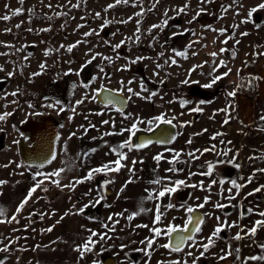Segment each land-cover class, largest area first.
I'll return each mask as SVG.
<instances>
[{
  "label": "rangeland",
  "instance_id": "374dc122",
  "mask_svg": "<svg viewBox=\"0 0 264 264\" xmlns=\"http://www.w3.org/2000/svg\"><path fill=\"white\" fill-rule=\"evenodd\" d=\"M261 2L262 0H239L238 4L232 5L225 13L222 6L231 5L232 0H213L209 4H201V0H160L159 4H156V0H129L127 5L120 4L107 11H105L107 5L115 3V0H24L22 5L19 0H0V67L3 68V71H0V114L12 113L5 121L0 122V129H2L0 136L4 137V147L0 149V180L7 181L6 184L0 186V206L7 209L5 219L15 213L16 207L35 183L32 174L38 170L36 167L28 168L23 164L17 149L18 141L23 134L17 130L16 125L23 122L29 114L44 108L50 111L64 106L65 109L60 117L65 119V125L56 158L39 170L53 172L60 168L66 169L59 177L61 187L58 188L62 189V196L49 201L51 194L45 196V191L42 190L43 184L41 189L33 193L32 198L17 216L18 223H0V248L5 245L9 246V251H0V253L5 256L10 251H24L27 246L31 245L33 251L30 257H37L42 250L48 249L53 252L49 255L51 257L58 258L59 253H66L65 255L74 258L78 255V252L73 250L75 246L81 244L90 235L86 229L100 233L106 232L107 229L102 227V224L107 223L111 227V222L107 219L110 215L123 212L126 217L143 206L149 211L135 217L131 222L124 217H118L119 223L115 225V231L108 233L111 239L98 243L93 253L88 254L87 257L97 260L95 251H99L100 247L109 246L117 263L125 264L128 261L125 255L127 250L135 246L141 250L146 245L141 244L140 241L153 236L149 229L155 226L152 222L156 214V204H160L161 200L143 198L147 196L145 189L158 190L161 187V185L150 183L157 176L167 177L173 181L181 179L188 184L196 185L203 181L205 185V182L218 181L219 178L212 174L211 176L194 175L189 179V173L206 172L209 162L216 168V163L228 161L233 166L239 164V168L235 167L237 173L234 180L247 181V178L253 176L255 172L251 184L247 187L253 188L256 184L257 187L264 185V173L255 171L264 168V159H259L264 155V131L258 130L264 127V122L259 120L260 115L264 114V79L253 81L254 95L234 99L232 102L234 110L229 108L232 118L227 124L223 123L225 113L219 110L228 106L229 99L222 92L206 99L196 90L200 89L212 94L217 87L223 86L225 93H228L237 83L241 82V78H244L243 82H248L247 80L253 76L264 78V55H259L264 53V9L253 14L252 22L241 23L246 19L248 10ZM185 3L189 4L186 14L177 15L175 10ZM49 4L51 7L47 6ZM72 5H78V7H72ZM240 5L243 6L240 7ZM17 8H23V13L12 16V12ZM200 8H204L205 11L189 24L188 21L192 20ZM29 9L34 10V14H30ZM165 10H168L167 17L171 18L168 20V25L163 30L156 28L150 33L149 28L153 24H160L166 18ZM237 11L239 15L236 14ZM137 12H142V15L136 16ZM96 13H100L99 18ZM5 15L11 16V19L3 20L2 17ZM221 16L223 18H220ZM129 17L132 19L128 23L119 22L128 20ZM105 20L112 21V23L101 30V25ZM138 20L140 21L139 33L136 32ZM16 25L20 27L17 28ZM77 25H83V27L77 28ZM177 25L179 27H176ZM233 25H238V27L233 28ZM221 28H227L224 35L212 30ZM9 29L10 31H7ZM41 29H49V31H41ZM185 29L191 31L173 36V33L184 32ZM92 30L99 34L84 36V33ZM244 32L248 35L241 36ZM134 33L139 35V41H136ZM229 36L232 38L227 44L221 43ZM126 37L132 39L114 52L112 46L125 40ZM77 41L81 43L73 48L72 52H68L67 46L76 44ZM237 41L239 44L236 43ZM190 43L189 48L187 46ZM62 45L64 47H61ZM221 48L229 51L219 54ZM46 50L49 52L47 56L44 55ZM185 50H187L186 59L174 54L175 51ZM233 51L236 53L235 58L232 56ZM161 52L164 55L158 58ZM193 52L196 55H192ZM212 52L218 53L215 59L209 55ZM95 53L100 55L81 70V66L85 65ZM117 55L119 59L116 58ZM103 56L112 57V62L103 60ZM25 57L28 58L25 59ZM136 57H149L150 59H143L132 64L131 61ZM170 57L174 58L177 63L171 64L169 61V64H165V60H169ZM221 60L227 62V67H220L213 73V68ZM41 63L46 65L43 70L39 67ZM157 63L164 66L157 69ZM196 65H202V67L194 68ZM100 67L104 68V72H100ZM69 69L72 71L69 72ZM228 69H231L228 76L211 88L203 87L211 81L213 75H220ZM238 70L239 76L237 75ZM77 71H80L79 76L76 75ZM9 72L13 73L11 77L8 76ZM37 72L41 74L32 75ZM154 72L158 75H153ZM65 73L68 74L65 75ZM94 77L95 80H93ZM129 80L133 82L128 84ZM161 80L164 83H161ZM185 80L189 83H182ZM71 81L76 85L75 88L71 85ZM121 81L124 82L122 93L127 100L130 95L127 92L128 87L139 92L143 97L153 92L156 93L150 101L141 99L139 96H132L131 100H128L123 112L125 115L131 113L132 119H124L121 113L111 112V108L101 107L91 99L93 91L99 89L101 85L113 90L121 89ZM193 81L197 83H192ZM141 83L147 91H141ZM82 84H88L89 87L84 88ZM13 92H17V95H11ZM86 95L88 98L82 104L76 105V101ZM182 100L189 103L181 107ZM56 101L60 102L56 107L46 106L49 103L55 104ZM200 101L206 103L200 104ZM29 104L34 107L29 108ZM73 107H75V112L72 111ZM196 107L203 110L192 111ZM96 113L102 114L97 115ZM161 113H165L168 117H176L172 123L177 125L175 134L180 133V135L174 142L170 144L153 143L140 150L133 149L131 152L124 149L127 152V160L122 162L125 167L119 172H110L107 176L97 174L92 180L76 185L74 190L63 187L76 179L83 178L90 169L117 158L110 152V147L127 139L129 133L103 136L101 139L103 133L113 131L118 133L121 128L130 127L136 117L147 121ZM69 117L72 119L69 120ZM104 120H108L109 124H103ZM184 122L190 123L179 127ZM90 123L94 124L95 128L89 127ZM79 125L88 128L86 134L83 128L81 131L75 129L74 126ZM148 127L147 124L139 125L140 131ZM205 129L207 131H204ZM71 131L76 135L69 139ZM217 132L223 135L211 139ZM196 133L202 134L194 135ZM77 134L80 135L78 153L75 152ZM189 138L192 139L191 144L187 143ZM228 141L231 143H227ZM213 145H215V151H207L203 155L197 152L199 159H191L187 155L188 152H195L196 149L201 151L205 148L211 149ZM91 149H96V151L90 156L85 158L79 155ZM167 149L181 152L182 162L175 165L170 164L168 161L172 159L173 153ZM228 149L231 151L227 156L218 155ZM160 153H163V158L157 164L153 158ZM234 156L236 159L232 161ZM249 157L257 158L250 160ZM134 160L137 163L134 165L133 175L129 172V168H133L132 161ZM10 161L12 163H9ZM3 165L8 166L3 167ZM17 165L22 166L17 167ZM173 166L182 171H167ZM130 178L134 182L128 183L125 190L120 193L121 187ZM106 179L114 182L107 185L106 196L108 198L100 203L97 215L92 217L86 215L85 212L81 215L74 214L77 209L97 197V192L101 190L100 185ZM254 181L256 184L253 185ZM164 183L167 184L168 179H165ZM169 186L172 185L169 184ZM198 188H194L197 200L189 201L185 203V206H194L200 202L198 195H208ZM261 192L264 193V189L257 192L258 197L262 194ZM118 193L120 194L117 195ZM76 196L80 200H77ZM165 196L161 205L166 206L171 203L175 207H162L164 212L162 229L169 224H174L177 214L181 213L177 224L182 223L187 215L185 211L181 212L182 207L177 202L173 203V195L169 197L166 194ZM105 204L110 207H105ZM125 209L128 212H125ZM53 212L55 215L52 214ZM66 212L69 215L64 216ZM40 213H44L43 218ZM61 216H64L63 220ZM58 220H60L59 224H57ZM53 225L55 227L51 232L43 231ZM136 225H148V227L137 228ZM212 226L209 219H206L202 227L205 235ZM121 230L128 231V236L122 238ZM263 231L264 228L258 233ZM253 237L254 241L249 244L250 246L258 245L256 237ZM166 238L162 235L159 242L165 244ZM246 238L252 237L247 236ZM9 240L14 242L9 244ZM122 245L125 247L122 248ZM141 253L142 251H138V256ZM15 255H21V252ZM7 261V257L4 258V262Z\"/></svg>",
  "mask_w": 264,
  "mask_h": 264
},
{
  "label": "snow or ice",
  "instance_id": "6c2138e0",
  "mask_svg": "<svg viewBox=\"0 0 264 264\" xmlns=\"http://www.w3.org/2000/svg\"><path fill=\"white\" fill-rule=\"evenodd\" d=\"M213 0H201V4H209L212 3ZM19 3L22 5L24 3V0H19ZM129 3V0H115V3L113 4H109L107 5V7L105 8V11H107L108 9H112L114 7H116L117 5L120 4H125L127 5ZM160 0H156V4H159ZM239 3V0H232V4L228 5L227 7H223V12H227L232 5H236ZM48 7H51V5H47ZM133 6H135L133 4ZM243 5H240V7H242ZM72 7H78V5H72ZM153 7H155V5H153ZM189 4L185 3L182 7H180L179 9H176L175 11L177 12V15L179 14H186V10L188 9ZM260 9H264V0H262V2L252 8H250L247 12V17L245 20H242L241 23H248V22H252V18H253V14L256 13L258 10ZM151 10V9H149ZM30 14H34V10L29 9L28 10ZM205 11L204 8H200L196 15L193 16L192 20L188 21L189 24H191L193 21H195L197 19L198 16H200L203 12ZM167 12L168 10H165L164 16L166 17L164 20L161 21L160 24H153L150 28H149V32L151 33V31L153 29L156 28H160L161 30L164 29V27H166L168 25V20L171 18L167 17ZM23 13V8H17L12 12V16H18L21 15ZM237 15H239V11H237L236 13ZM136 16H141L142 12H137L135 14ZM97 18L100 17V13H96ZM220 18H223V16H221ZM3 20L7 21L11 19V16L9 15H5L2 17ZM81 19H83V17H81ZM132 19V17H129L128 20H122L119 21L120 23H128L130 20ZM109 23H112V21H108L105 20L104 24L101 25V30H103L104 27H106ZM139 23L140 21H137V29L136 32L139 33L140 32V28H139ZM257 27H259V25H256ZM17 28L20 27V25H16ZM83 27V25H77V28ZM176 27H179L178 25ZM238 27V25H233V28ZM213 31H219V33L221 35H224L227 32V28H221L219 30L216 29H212ZM7 31H10L7 30ZM29 31H31V29H29ZM41 31H49V29H41ZM191 31L190 29H185L184 32H177V33H173V36L176 35H183L185 32ZM99 33L96 32L95 30H92L90 32H86L84 33V36H90V35H98ZM195 34V33H193ZM113 35H116V33H113ZM134 35H136L134 33ZM248 35V33L244 32L241 33V36H246ZM232 37L229 36L227 37L225 40L221 41V43L227 44L228 40L231 39ZM131 37H126L125 40H121L120 43H117L115 45L112 46V50L115 52L117 49H120L122 47V45L126 44L129 40H131ZM140 37L139 35H136V41H139ZM153 39H155V37H153ZM134 41V42H136ZM86 42V41H85ZM79 43H81V41H77L76 44H72V45H68L67 46V51L68 52H72L73 48H75ZM105 43H108L107 41H105ZM194 43V42H193ZM237 44H239V41L236 42ZM61 47H64L63 45ZM187 47H191V43L187 46ZM186 51H175L174 54L175 56L178 57H182V58H187L186 55ZM226 51H229L226 48H221L219 51V54H223ZM49 54V52L46 50L44 55L47 56ZM31 55V54H29ZM87 55V54H86ZM99 53H95L91 56V59L87 60L85 65L81 66V70H83L84 67L87 66V64H90L93 60H95L97 58V56H99ZM164 55L163 52L158 54V58L162 57ZM192 55H196L195 52L192 53ZM209 55H211L214 59L215 57L218 55V53L216 52H212ZM235 51L232 52V56L233 58H235ZM259 55H264V53H260ZM28 57H25V59H27ZM117 59H119V55H117L116 57ZM103 60L108 61L109 63L112 62V57L109 56H103L102 57ZM143 59H150L149 57H136V59L132 60L131 63L135 64L140 60ZM169 61L171 64H176L177 61L174 58H169V60H165V64H169ZM164 65H161L159 63L156 64V68L160 69L162 68ZM40 69L43 70L46 68V65L44 63H41L39 65ZM195 67H202V65H196ZM220 67H227V62L224 60H221L219 62L218 65H216L213 68V73H215L217 71L218 68ZM100 72H104V68L100 67ZM122 70H126V69H122ZM0 71H3V68L0 67ZM72 70L69 69V72H71ZM231 72V69H228L227 72H224L220 75H213L211 81L208 84L203 85L204 88H211L213 85H215L218 81H220L221 79H223L224 77L228 76L229 73ZM40 72L37 73H33V76H37L40 75ZM68 73H65V75H67ZM13 75L12 72L8 73V76L11 77ZM76 75H80V71L76 72ZM153 75H158V73L154 72ZM210 75H212L210 73ZM237 75L239 76V70L237 71ZM258 79H264L262 77H250L249 78V84H251L253 81L258 80ZM93 80H95V77L93 78ZM243 80L244 78H241V83L237 84L235 86V88L233 89V91L226 93L227 96L229 97H235L237 95V90L242 86L243 84ZM133 81L129 80L128 84H131ZM161 83H164L163 80H161ZM182 83H189V81L185 80L182 81ZM192 83H197L195 81H193ZM123 84L124 82L121 81V89H106L104 87V85H101L99 89H96L93 91L92 93V97L91 99L93 101H95L97 99L98 96H100L101 92H106L108 93V95H105L103 97V104L104 107L107 109L109 107H111L112 109H114L117 112H120L122 116H124V119H132V114L128 113L127 115L124 114L123 112V105L127 104L128 100H131L132 96H139L141 99H146V100H151L152 96L156 95L155 92L151 93V95L147 96V97H143L140 96L139 92H135L131 87L127 88V92L130 94L128 97V100H120L117 99V96H119L122 92H123ZM82 86L84 88H88L89 85L88 84H82ZM76 85H73V88H75ZM141 91H147L146 88H144L143 83H141ZM11 95L15 96L17 95V92H13L11 93ZM87 95L85 97H83L81 100H77L76 101V105H80L84 102L85 99H87ZM169 103H171V101H169ZM189 103L188 101L182 100L181 101V107H184L185 104ZM206 103L205 101H200V104H204ZM60 102L56 101L55 104L53 103H49L46 106L53 108L56 107V105H59ZM117 105H120V107H117ZM29 108L34 107V105L29 104L28 105ZM229 108H232L234 110V104H232V102L230 101L228 106L224 109H220L219 111H222L225 113V119L223 121L224 124L229 123V120L232 118L231 114L229 112ZM203 109L200 107H196L193 108L192 111H202ZM59 111H64V108L61 106L59 108ZM72 111L75 112V107L72 108ZM97 115H101L102 113H96ZM12 113L11 112H4L2 114H0V122L5 121L9 116H11ZM215 116V113L213 114V117ZM212 118V117H210ZM72 117H69V120H71ZM176 119L175 116L172 117H168L165 113H161L158 116H154L151 119L145 121L143 119H141L140 117H136L132 123L130 127H126V128H121L120 132H105L102 134L101 139L103 138V136H108V135H123L124 132H128L129 135L127 137V139H125L124 141L120 142L118 145L116 146H111L110 147V152L112 154H114L117 158L114 161H109L108 163L102 164L99 167L96 168H92L88 171L87 175L84 176L83 178L80 179H76L73 182L64 185L63 187H68L71 189H75L76 185L82 184L85 181H90L94 178V176H96L97 174H103L105 176H107L110 172H119L121 168L125 167V164L122 163L123 161L127 160V152H131L133 149L135 150H140L142 148H145L147 146H149L150 144L153 143V140L151 139H145L142 140L139 143H133V137L136 136V133L138 131H140L139 125L140 124H147L149 127L146 129V131H152V126L153 125H159V124H167V125H171L172 127H177V125L173 124L172 122ZM259 120L261 122H264V114H261L259 117ZM103 124H109L108 120H104L102 121ZM190 122H184L181 123L179 125V127H184L185 124H188ZM89 127L91 128H95L94 124H89ZM115 127V125L113 124V128ZM81 128H83L85 134L88 131V128H84L83 125H81ZM258 130L260 131H264V127H260ZM0 131H2V129H0ZM204 131H207L206 129ZM202 133H196L194 135H200ZM76 133H71L69 136V139L72 138V136H75ZM180 135V133H176L175 135H168L167 133H163L162 136L163 138L157 139L155 142L156 143H161V144H166V143H172L176 140L177 136ZM223 135V133L217 132L216 134H214L211 139H216L217 136H221ZM95 139V137L93 138ZM14 143H16L14 141ZM187 143L191 144L192 143V139L189 138V140L187 141ZM221 143H224V141H221ZM227 143H231V141H228ZM124 149H127V152L124 151ZM66 151V149H65ZM96 151V149H91L89 152H84L81 153L79 155L83 156V157H88L91 155V153H94ZM167 151H171L173 153L172 159L169 160L168 162L170 164H179L181 163V155L182 153L179 151H175L172 149H167ZM207 151H215V145L212 146L211 149L205 148L203 151H201L200 149H196L195 152H188L187 155L191 158V159H199V156L196 155L197 152L200 153V155H203L204 152ZM231 151L230 149L225 150L223 153H218V155H228V152ZM107 154V153H106ZM238 155V154H237ZM56 158V153L53 152L51 155V159H48L46 162L47 163H51L52 160H54ZM163 158V153L157 154L153 159L157 162V164H159L160 160ZM257 157H249L250 160L252 159H256ZM236 159V157L234 156L232 158V161H234ZM259 159H264V155L260 156ZM230 161V162H232ZM9 163H12L11 161ZM137 163V161H132L133 164V168H129V172L131 174L134 175V165ZM8 165H3V167H7ZM22 165H17V167H21ZM235 167L239 168V164H235ZM28 168L33 167V165H27ZM34 167H36L38 170L36 172H34L32 174V179L35 182L33 184V186L28 190L27 195L24 197L23 200L20 201V203L18 204V206L15 209V213H13L10 217H8L7 219H5V217L7 216V209L4 208L3 206H0V223H12V222H17V216L22 212L24 206L29 202V200L32 198L33 193H35L37 191V189H41L42 185L45 183V181H47L48 183L51 184H55L57 187H61V183H60V179L59 177L61 176V173H63L66 169L65 168H60L57 169L53 172H43L40 171L39 169H43L45 167V163H39L34 165ZM213 170H214V165L212 163H207V171L203 172V173H189V179L191 178V176L194 175H207V176H211L213 174ZM167 171L170 172H179L182 171V169H177L175 166H173L172 168H169ZM256 172H262L264 173V168H260V169H256ZM21 175H23V173H20ZM255 175V172L253 173V176ZM253 176H249L247 178L248 183L252 182ZM55 178V179H53ZM168 179V183L165 184L164 180ZM114 181H112L111 179H106L104 180L101 185H100V191L97 192V197L94 200H90L88 204H84L82 207H80L79 209H77V211L74 214L77 215H81L85 212L86 209H88L89 207H95L96 205H99L101 203V201L106 200V188L107 185L113 183ZM134 182L131 178L125 182V185L121 187L120 189V193H122L125 188L127 187L128 183H132ZM7 181L5 180H0V186H3L4 184H6ZM150 183L152 184H156V185H161V187L157 190V189H153V190H149V189H145V192L147 193V196L144 197L143 199L146 200H159L160 198L164 197L166 194L170 197L173 193H176L180 188L182 187H200L203 188V181L200 182L199 185L196 184H188L185 180H181V179H177V180H170L169 178L165 177V178H161L159 176H157L154 180L150 181ZM212 183H216V181H212ZM220 184H223L224 181L221 180L219 181ZM232 188H234L236 190V194H239V191L242 187H244L245 185L243 184H238L236 182V180H231L230 181ZM172 185V186H169ZM212 186V184L208 185V188L210 189ZM262 189H264V185H261L257 188H255L253 190L252 193H248V195H253L254 193L260 192ZM43 191L47 192L48 189L47 188H42ZM91 191V190H90ZM232 189H229V192L231 193ZM120 193H118L117 195H119ZM85 195H89V193H85ZM236 197L234 195H229L228 199L229 200H233ZM209 198L205 197L204 198V202L201 204H197L196 206H191L188 205L185 207V205H181V207H185L186 213L187 215V219L184 221L183 226H179V225H173V224H169L166 228L162 229L160 227H152L149 230L153 233V236L151 238H145V240L140 241L141 244H145L146 248L145 249H141L138 251H144V254L146 256H151V252L149 251L150 249H152L153 245L156 242V238L160 237V236H165L168 238V242L165 244L160 245V247H163L165 249H169L170 252H181L184 249L185 244L188 241H191V244H188V247H200L203 249L202 252H200L199 256H194V254L189 251L186 253L187 256L189 257H193L191 260V264H197V261L203 257L205 255V253H207L209 251V249L214 246L215 244V240L220 238V233L227 227V228H232V227H238V225L233 222V223H228L226 220L221 222L220 217H216L217 220V225L214 228V230L212 231V233L206 238L207 242L206 243H200L197 244V241L195 240V236L197 233L201 232V225L204 223V217L203 216H194L192 215L193 213H196L198 211V209L203 208L205 206V204L208 203ZM105 207H110V205L105 204ZM75 207V206H74ZM163 208H173L175 207V205L169 203L166 206H162L161 204L157 203L156 204V209H155V219L153 220V225H159L162 222V217L164 215V212L161 210ZM214 207L216 208H224L227 207V205H223V204H219L217 203ZM125 212H128L127 209L124 210ZM149 211L148 209H145L143 206H140L138 211L135 212H131L129 213L126 217L124 216V213H113L112 215H110L107 219L109 222H111V227L109 226V224L105 223L102 224V227H104L105 229H107L106 232L100 233L97 231H94L92 229H86V231H88L90 233V235H88V237L79 245H76L75 248L73 249L74 251H77L79 253V259H84L85 256L89 253H93L96 245L100 242L106 241L108 239H111V237L108 235L109 232L115 231V225L119 223V219L118 217H124L125 219H127L129 222H131L135 217L139 216L140 214ZM253 209L249 208L247 210V213H252ZM53 215H55V213H52ZM41 218H43L44 213H40ZM69 215V213H65L64 216ZM246 215V213H241V218H243V216ZM259 216L264 217V212H259L258 213ZM64 216H61V220L64 219ZM114 217H117V219H114ZM60 223V220L57 221V224ZM55 226H51L43 231H47V232H51L53 230ZM137 228L140 227H148V225H136ZM258 228H264V220H257L255 221L254 225L251 228H248L247 230L245 229H241V232L244 233V235H241V232H237L235 234V236L233 237V239L235 240H241L244 239L245 236L248 237H253L256 235ZM15 231V230H14ZM97 238V239H94ZM14 241L9 240V244L13 243ZM53 243H55V241H53ZM39 247V246H38ZM122 248L125 247L124 245L121 246ZM258 247L261 249V254L259 255H252L249 257H245L243 258L242 264H247L248 261H260V262H264V244H259ZM0 251L3 252H7L9 251V246L5 245L3 248H0ZM233 251H235L236 253V258L237 259H241L239 256V252L240 249H229L228 252L224 253L223 255H221L219 258L221 260L226 259L228 256L233 254ZM0 264H4V260H0ZM93 264H97L96 261H93ZM159 264H188L187 260H183V261H178V260H170L167 262H159Z\"/></svg>",
  "mask_w": 264,
  "mask_h": 264
},
{
  "label": "flooded vegetation",
  "instance_id": "af4514ba",
  "mask_svg": "<svg viewBox=\"0 0 264 264\" xmlns=\"http://www.w3.org/2000/svg\"><path fill=\"white\" fill-rule=\"evenodd\" d=\"M71 85L72 86L74 85L73 81H71ZM196 90L202 96L207 94V92L204 90H200V89H196ZM96 104L101 106V107H104V104H100V103H96ZM59 108L60 107H57L56 109L50 110V111L46 110L44 108V109H41L37 112L31 113L27 116V117H29L35 113L46 112V113L54 116L58 120L59 123H58L57 128H56L57 129V138H56L55 146H54V152L55 153H57L58 146L61 143V139H62L61 135L63 132V127L65 125V119L60 117L61 111H59ZM63 108H64V106H63ZM109 108H111V107H109ZM111 112H117V111H115L114 109L111 108ZM117 113H120V112H117ZM156 126L157 125H155L152 128V130L154 128H156ZM74 127L76 130L77 129L79 131L82 130L81 125L74 126ZM142 131L150 132V131H146V130H142ZM71 133H72V131L70 132V134ZM79 136L80 135H78V138H76V140H77L76 150H75L76 153H78L80 151L79 150V140H78ZM3 139H4V137H3ZM20 140H21V138L19 139L18 145H17L19 157H20V150H19ZM133 141H134V143H137L135 136L133 137ZM153 143L154 144H161V143H156L155 141ZM215 166H216V168H214V170H213V175H216V177H218L219 180L216 181V183H214V184L212 183V181L205 182V185L203 184V188L199 187L198 189L200 191H202V193H207L209 196L208 195L207 196L198 195L200 202H198L194 205V206H196L197 204L203 203L205 197L209 198L208 203L205 204L206 206L198 209L197 212H199L201 214V216L204 217V223H205L206 219H209V222L213 226H212L211 230L209 232H207L205 235L204 231H202L203 230L202 227L204 226V223H203L201 225V232H200L202 235H199L200 233H197L195 236V240L197 241V244L207 242L206 238L212 233V231L214 230V228L217 225L216 217H220L221 222H223L225 220L228 223L235 222L238 225V227H232V228L226 227L220 233V238L215 240L214 246H212L209 249V251L207 253H205V255L197 261V264H229L230 262H234L235 260H237L235 254H232L223 260H221L219 258L221 255H223L222 254V248L224 246H227L228 248L234 249L238 244V240L233 239V237L235 236V234L237 232H241V229L247 230L248 228H251L254 225L255 221H257V220H264V217H261L258 215L259 212H264V193L261 192L263 194V196H262V194H260V197H258V195H259L258 193H254L253 195H248V193H252L253 190L255 188H257L256 182L255 181L253 182V185L256 184V187L250 188V187H247L248 185L251 184V183H248V181H237L236 180V182L238 184L245 185L244 187H242L240 189L239 194L237 195L236 190L234 188H232V185L230 183L231 180L236 179L235 177H236L237 172H236L235 166H233L228 161L218 162L215 164ZM33 167H31V168H33ZM221 180L224 181L223 184L219 183V181H221ZM209 184H212L210 189L208 188ZM44 188L48 189V191L45 192V196H47L48 194L49 195L51 194L49 197V201H53L55 198H58V197L63 195L61 192L62 189L58 188L57 186H55L51 183L45 182ZM230 188L232 189L231 193L229 192ZM194 190H196V189H194L193 187H182V188H180L176 193L172 194L173 195V203L177 202L178 205L181 206V205H185V203L186 204L189 203V201L197 200L196 199L197 197L194 194ZM106 192H108V189H106ZM229 195H234L236 198L233 200H229L228 199ZM107 198H108V196H106V199ZM76 199L80 200V198L77 196H76ZM159 200H161V202H162V199H159ZM161 202H160V204H161ZM217 203L227 205V207L216 208L214 206ZM99 205H96L95 207H89L88 209L85 210V214L90 215L92 217L96 216L97 212H98L97 209L99 208ZM185 207H182V209H180V210H182L181 212L185 211V215H186L187 213H186ZM249 208L253 209L252 213H247V210ZM242 212L246 213V215H244L243 218H241ZM193 214H195V213H193ZM187 215H186V219H187ZM180 216H181V213L179 215L178 214L176 215V217L174 218V224L173 225H179L181 227L183 226L184 221L186 219L182 223L180 222L177 224V221L180 219ZM162 223H163V218H162V222L159 225H155V227L161 228ZM262 229L263 228H258L256 235ZM121 232H122V236H121L122 238L128 236V234H129V232L126 230L125 231L121 230ZM241 235L243 236L244 233L241 232ZM256 235H255V237H256ZM246 237L247 236H245L246 244L247 245L252 244L254 241V237H252V238H246ZM161 239H162V236L156 238L155 244L153 245L152 249L149 250L151 252L150 257L146 256L144 254V251H142L141 255L138 256L137 252L140 249L136 246H135V248L128 249L126 254H125L128 261L125 264H159V262H161V261L167 262L170 260H178V261L187 260L188 264H191V260L193 257L187 256L186 253L191 251L194 254V256H199L200 252L203 251L202 248L196 247V246L189 248L188 244H191L192 242L188 241L185 244L183 251H181V252H170L169 249H165L163 247H160V245H162V243L159 242V240H161ZM120 240H121V238H120ZM167 242H168V238H166V243ZM145 248H146V246L143 247L142 249H145ZM110 249L111 248H109V246L100 247V249L98 251V262L100 264H102L101 258H103V259L105 258V255H104L105 252H109L114 256V253ZM114 258H115V256H114ZM115 260H116V258H115ZM116 264H119V263H117V260H116Z\"/></svg>",
  "mask_w": 264,
  "mask_h": 264
},
{
  "label": "water",
  "instance_id": "95a60500",
  "mask_svg": "<svg viewBox=\"0 0 264 264\" xmlns=\"http://www.w3.org/2000/svg\"><path fill=\"white\" fill-rule=\"evenodd\" d=\"M90 75V74H89ZM105 87V86H104ZM106 89H111L109 87H105ZM113 90V89H112ZM218 92H222L229 101L233 102V99L226 95L223 86H219L215 89V91L211 93H207L205 96L206 99L210 98L214 94ZM108 95L106 92H101L100 96L95 100L96 103L103 104V97ZM117 99L127 100L125 95L121 93L117 96ZM126 105H123V110L126 108ZM120 107V105H117ZM58 120L46 113H35L29 117H27L23 122L18 123L16 125L17 129L23 134L19 142V150H20V160L25 165H36L39 163L47 164V160L51 159V155L54 152L55 141L57 138V125ZM167 133L170 135H175V127L167 124H159L150 132L139 131L136 133L135 139L137 143L141 142L145 139H151L156 141L157 139L163 138L162 134ZM169 144V143H166ZM4 147V139L3 136H0V149ZM194 216H201L199 212L192 214ZM106 253V254H105ZM105 258H101L102 264H116V260L114 256L105 252ZM0 260H2V256L0 255Z\"/></svg>",
  "mask_w": 264,
  "mask_h": 264
},
{
  "label": "crops",
  "instance_id": "0c3cea01",
  "mask_svg": "<svg viewBox=\"0 0 264 264\" xmlns=\"http://www.w3.org/2000/svg\"><path fill=\"white\" fill-rule=\"evenodd\" d=\"M256 239L258 241V245L264 244V231L258 233L256 235ZM245 240H246L245 238L238 240V244L234 248V249H240L239 256L241 259H237L234 262H230L229 264H242L243 258L252 256V255L261 254V249L258 247V245L256 246L247 245ZM229 249L230 248H228L227 246H224L222 248V254L228 252ZM31 251H33V247L30 245V246H27L24 249V251L18 252L17 250H14V251H10L8 254H5V256H3L4 254H1V253L0 255L2 256V260H4V258L6 257L8 259V261L4 262V264H93V261H96L97 264H100L98 262V251L97 252L95 251L97 255V260H93L91 257L87 258L88 254L85 256L84 259L81 260L79 259V253L74 258H70L69 256L65 255L66 253L64 254L59 253L58 258H54V257L49 256L50 254H53V252L48 249L42 250L39 253V256L37 257L36 256L30 257V253H32ZM20 252H21V255H18V256L15 255L16 253H20ZM233 254L236 255L235 251H233ZM85 259H89V260H85ZM263 263H260V264H263ZM247 264H255V263H253L252 261H248Z\"/></svg>",
  "mask_w": 264,
  "mask_h": 264
},
{
  "label": "built area",
  "instance_id": "2783aa9c",
  "mask_svg": "<svg viewBox=\"0 0 264 264\" xmlns=\"http://www.w3.org/2000/svg\"><path fill=\"white\" fill-rule=\"evenodd\" d=\"M238 84H240V83H238ZM233 89L231 91H233ZM254 94H255L254 83L252 82L251 84H249V82H243L242 86L237 90V95L233 98H238L240 96H243V97L244 96H250V95H254Z\"/></svg>",
  "mask_w": 264,
  "mask_h": 264
},
{
  "label": "trees",
  "instance_id": "16d2710c",
  "mask_svg": "<svg viewBox=\"0 0 264 264\" xmlns=\"http://www.w3.org/2000/svg\"><path fill=\"white\" fill-rule=\"evenodd\" d=\"M165 197L167 198V196H165ZM161 199H162V202H163V201H164V200H163V197H162ZM167 200H168V198H167ZM162 202H161V204H162Z\"/></svg>",
  "mask_w": 264,
  "mask_h": 264
}]
</instances>
